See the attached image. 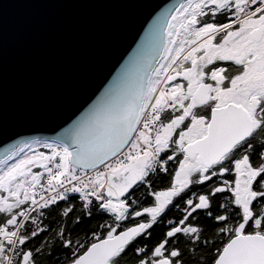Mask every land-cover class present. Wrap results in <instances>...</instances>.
<instances>
[{"label":"water","instance_id":"obj_1","mask_svg":"<svg viewBox=\"0 0 264 264\" xmlns=\"http://www.w3.org/2000/svg\"><path fill=\"white\" fill-rule=\"evenodd\" d=\"M182 1L0 0V160L39 139L71 148L70 163L78 168L120 151L133 133L169 18ZM218 117L231 115L213 113L206 135L188 148L206 165L239 139L232 127H219ZM121 175L137 180L130 168ZM138 231L131 227L95 242L82 255L84 264H104ZM216 264H264V237L232 239Z\"/></svg>","mask_w":264,"mask_h":264},{"label":"flooded vegetation","instance_id":"obj_2","mask_svg":"<svg viewBox=\"0 0 264 264\" xmlns=\"http://www.w3.org/2000/svg\"><path fill=\"white\" fill-rule=\"evenodd\" d=\"M233 7H239V2L208 5L209 17L199 34L207 38L185 55L175 72L179 100L171 111L161 112L157 141L170 182L149 187V202L141 204L136 199L128 216L109 231L97 230L72 243L64 238L68 252L59 254L58 264H84L82 255L88 247L130 227L139 231L104 264H216L232 239L253 234L264 237V0H252L248 14L237 21L229 14ZM225 18L226 22L215 25ZM228 106L235 109H225ZM213 113L230 114L216 121L219 127H232L239 139L206 165L188 148L206 135ZM219 142L220 134L216 154ZM5 202L0 195V204ZM203 215L215 225L213 237L220 238L209 255L192 247L187 251L175 242H201L203 227L196 221ZM160 225L163 235L149 242L154 226ZM138 237L144 242H136ZM26 241L21 264H36L42 242L29 247ZM130 246L132 251L126 250ZM188 255L194 257L191 262H187Z\"/></svg>","mask_w":264,"mask_h":264},{"label":"built area","instance_id":"obj_3","mask_svg":"<svg viewBox=\"0 0 264 264\" xmlns=\"http://www.w3.org/2000/svg\"><path fill=\"white\" fill-rule=\"evenodd\" d=\"M190 1H184L170 18L164 51L150 78L132 137L124 148L96 167H71V176L59 175L55 171L56 159L62 155L69 157L71 152L68 147L52 140L26 143L17 149L14 156L0 161V186L8 184L13 187L14 184V194H20L22 201L28 202V207L20 210V219L14 226H0V264H18L22 252L20 236L27 231L44 228L42 213L47 202L78 195V200L86 207L95 202L101 209L122 218L130 210L134 197L112 185L108 171L116 165L125 164L130 157L144 153L148 156L150 172L164 171L165 162L153 142L161 129L159 109H171L174 103L172 97L177 95L176 87L167 86L165 82L184 55L185 51L179 54L178 49L182 42L188 41L187 25L193 26L197 12L201 11L202 0H195L194 4ZM236 17L241 18V15ZM176 24L184 26H178V33L174 28ZM154 72H158L155 78Z\"/></svg>","mask_w":264,"mask_h":264},{"label":"trees","instance_id":"obj_4","mask_svg":"<svg viewBox=\"0 0 264 264\" xmlns=\"http://www.w3.org/2000/svg\"><path fill=\"white\" fill-rule=\"evenodd\" d=\"M206 16H202L200 24L207 23L209 13ZM228 19H222L215 25H220L226 22ZM146 184L135 185L131 188L130 193L138 199L139 203L146 204L149 202V196L146 194L148 188L164 187L169 181V174L157 173L154 175H148L144 178ZM169 181V182H168ZM149 183V185L147 184ZM205 188V187H200ZM6 191L1 189L0 195H5ZM14 199L11 198L10 201ZM179 214V213H178ZM201 215V213H200ZM10 215L5 209L0 207V224L6 223L9 220ZM200 217V216H199ZM43 223L48 226L47 229L40 231L39 235L34 234L33 237L27 238L26 245L29 247L33 245H39L42 242V252L36 259V264H58L61 261L58 257L59 254L68 252V248L63 247V239L68 238L71 243L79 238H85L89 234L100 231L104 233L112 229L116 222L115 218L107 214V212L98 209L96 206H92L89 210L83 208L81 203L77 201L75 197H68L66 199L59 200L51 203L45 209ZM203 227V233L201 235V242L196 243L186 242L185 240H175V242L183 244V247L187 248V251L194 249V251L202 252L204 255L211 254V249L218 244L220 238L213 237L215 225L212 219H208L205 215L201 216L196 222ZM163 235V225L154 226L152 233H150L149 242H155L159 237ZM204 239V240H203ZM204 241L203 245L201 244ZM136 242H144L142 237H138ZM135 242V243H136ZM187 244V245H186ZM189 244V245H188ZM132 251V246L128 249ZM194 259L193 256L188 255L187 262H191ZM206 264V262L204 263Z\"/></svg>","mask_w":264,"mask_h":264},{"label":"rangeland","instance_id":"obj_5","mask_svg":"<svg viewBox=\"0 0 264 264\" xmlns=\"http://www.w3.org/2000/svg\"><path fill=\"white\" fill-rule=\"evenodd\" d=\"M234 1H238L239 2V7L235 8H231L230 12H232L230 14L231 18H233L232 20H240L242 18H244L249 10H250V3L252 2V0H234ZM258 1H263V0H258ZM191 3H196L195 0L194 1H190ZM209 3L205 2V3H202V5H208ZM201 5V6H202ZM245 8H248V10H246ZM235 12V13H234ZM207 10H203V11H200V13L197 12L196 16H206L207 14ZM234 14H236V16H240L241 15V18H238L236 17ZM203 25V24H202ZM178 26H183V24H176L175 25V32L178 33ZM187 40H185L184 42H182L180 44V48L178 49V52H191L192 50H194L195 48H198L200 46V42H205L206 38L207 37H204L206 35V33L210 32V31H207L205 32L203 35L204 38H199L200 37V32L202 31V27H201V24H197L196 22H194V25L191 26V24H188L187 25ZM197 30V31H196ZM213 30V29H212ZM211 30V31H212ZM194 31H196L194 33ZM185 39H186V36H185ZM161 68V66H159L158 70ZM156 74H158V72H154V78L156 77ZM167 82V81H166ZM165 82V83H166ZM16 158H12V160H14ZM141 159L139 158H136V157H131V159L129 160V162L127 163L126 166L128 167H131L132 169H134L139 175H141L142 173H147L148 172V164L146 166H142L141 164ZM125 166L123 165H119V166H116L114 167V169H112L109 173H108V177L110 180H112L116 174H120V172L122 171V169L124 168ZM57 169L61 171V174L65 175V176H71V172H70V165H69V161L67 160V158L62 155L60 156V158L57 160ZM60 174V173H58ZM2 205L0 204V207ZM2 208V207H1ZM4 209V208H2Z\"/></svg>","mask_w":264,"mask_h":264}]
</instances>
